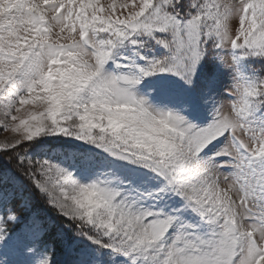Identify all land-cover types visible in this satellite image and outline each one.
<instances>
[{
	"label": "snow or ice",
	"instance_id": "1",
	"mask_svg": "<svg viewBox=\"0 0 264 264\" xmlns=\"http://www.w3.org/2000/svg\"><path fill=\"white\" fill-rule=\"evenodd\" d=\"M0 129V264H264V0H0Z\"/></svg>",
	"mask_w": 264,
	"mask_h": 264
},
{
	"label": "rangeland",
	"instance_id": "2",
	"mask_svg": "<svg viewBox=\"0 0 264 264\" xmlns=\"http://www.w3.org/2000/svg\"><path fill=\"white\" fill-rule=\"evenodd\" d=\"M110 2H111V0H101V3L102 4H108ZM129 55H131V54L129 53ZM172 79L174 80V78H172ZM178 83H179V85L176 84L177 87L180 86V82L179 81H178ZM230 83H231L230 79L228 78L227 75H225V77H224V84L228 85ZM14 135L15 134L12 133L11 131H4L3 129H0V141L11 140ZM48 147L51 148V149H55V148L59 147V144L56 141V138H50Z\"/></svg>",
	"mask_w": 264,
	"mask_h": 264
},
{
	"label": "trees",
	"instance_id": "3",
	"mask_svg": "<svg viewBox=\"0 0 264 264\" xmlns=\"http://www.w3.org/2000/svg\"><path fill=\"white\" fill-rule=\"evenodd\" d=\"M175 83L179 85L178 81H175ZM49 211H51V210H49ZM49 214L52 215V213H49ZM53 215H54V213H53Z\"/></svg>",
	"mask_w": 264,
	"mask_h": 264
}]
</instances>
